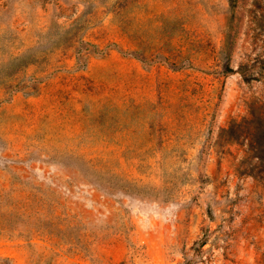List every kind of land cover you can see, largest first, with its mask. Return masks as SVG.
I'll list each match as a JSON object with an SVG mask.
<instances>
[{"label": "rangeland", "instance_id": "rangeland-1", "mask_svg": "<svg viewBox=\"0 0 264 264\" xmlns=\"http://www.w3.org/2000/svg\"><path fill=\"white\" fill-rule=\"evenodd\" d=\"M0 202V264H264V0H0Z\"/></svg>", "mask_w": 264, "mask_h": 264}, {"label": "trees", "instance_id": "trees-1", "mask_svg": "<svg viewBox=\"0 0 264 264\" xmlns=\"http://www.w3.org/2000/svg\"><path fill=\"white\" fill-rule=\"evenodd\" d=\"M242 76L244 77V79H245V81L246 82H248L249 81V78H247L246 76H245V74H243V72H242ZM1 203V202H0ZM5 205V204H4ZM4 205H2V206H4ZM1 206V207H2ZM0 216L2 217V218H0L2 221H4V223H8L7 221H9V219H7V217H4L1 213H0ZM202 245H204L203 243H202Z\"/></svg>", "mask_w": 264, "mask_h": 264}]
</instances>
